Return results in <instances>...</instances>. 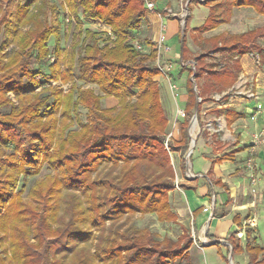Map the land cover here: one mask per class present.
<instances>
[{"label": "trees", "instance_id": "obj_1", "mask_svg": "<svg viewBox=\"0 0 264 264\" xmlns=\"http://www.w3.org/2000/svg\"><path fill=\"white\" fill-rule=\"evenodd\" d=\"M12 1L0 0V4ZM63 1L68 19L75 23L70 48L60 44L61 14L50 0H28L18 4L13 13L10 7L3 9L0 5V34L5 37L0 47V108L11 104V92L20 101L17 107L11 106L9 113L0 112V147L13 145L21 152L18 157L0 151V264H169L186 258L195 242L188 227L182 226L183 233L177 239L162 238L129 221L139 213L154 214L160 222H178L170 200L177 188L171 153L188 149L189 123L195 110L199 114L202 102L237 81L242 70L240 57L264 53V44L259 43L264 39V27L239 34L202 35L228 22L234 7L251 6L264 14V0H205L202 4L209 8V15L201 26L192 29L196 33L191 36L206 50L194 59L187 57L191 51L185 45L187 18L179 57L184 68L189 64L191 75L185 121L180 124L181 138L169 141L168 147L165 142L170 121L156 79L160 69L154 64L159 50L156 42L139 35L149 11L147 0ZM46 6L50 15L45 12ZM13 21L18 25L12 30ZM85 22L108 26V41L101 44L96 31L85 28ZM11 33L14 49L7 54L4 51L11 44ZM52 37L57 64L68 66L69 73L63 79H71L76 68L77 79L96 84L102 93L90 88L74 89L76 107H84L89 115L88 122L78 130L60 125L59 118L46 125L37 123L41 118L39 109L45 103L27 95L36 86L29 80L36 71L32 65H41L49 56ZM216 54L222 56L219 61ZM104 97L115 98L117 104L102 108ZM42 155L51 160L55 178L36 180L26 197L11 195L20 173L27 172V166H38ZM232 156L233 152L216 161ZM181 162L185 171L186 159ZM27 173L32 172L29 169ZM71 191L76 194L65 201V213L72 217L68 227L81 236L80 244L90 238L98 244L90 252L84 251L85 246L77 253L73 251L71 257L61 258L56 251L53 253V242L69 230L60 227V217L64 197ZM198 212L201 209L193 211V217ZM243 239L228 237L233 256L246 254L251 264H264L259 230L246 225Z\"/></svg>", "mask_w": 264, "mask_h": 264}, {"label": "crops", "instance_id": "obj_2", "mask_svg": "<svg viewBox=\"0 0 264 264\" xmlns=\"http://www.w3.org/2000/svg\"><path fill=\"white\" fill-rule=\"evenodd\" d=\"M155 3L156 9L148 11L145 24L147 29H151V40L157 42L161 34L164 35L167 23L172 28V32L168 37H173L172 33L175 34L178 31L180 27L179 20L168 18L169 13H166V9L172 10L174 4H180V1L157 0ZM201 7L205 8L206 6L202 4ZM207 10L209 15V8ZM254 10L251 6L234 7L228 22L206 33H210L208 36L222 33L239 34L264 27V19L260 17L264 14L260 15L255 10L257 14ZM252 17L255 18L254 21H251ZM258 21L262 23L260 26L250 28L253 26L252 24ZM165 45L167 44L165 43ZM174 50V52H171L162 49L159 63L167 65L179 59L180 50L177 48ZM240 62L242 70L234 85L222 93L214 94L210 100H207L216 104L208 107L206 111H203L202 104L204 102L201 104L197 118L200 123L199 118L203 119V114L206 115L207 133L209 132V138L212 141H208L207 144L205 135L202 134L199 137L196 131L195 138L191 135V140L195 139V143L197 142L196 159L200 160L202 164L199 172L195 173L192 169L194 164L191 161V170L195 173L193 182L199 177L201 179L207 178L211 183V187L200 184L201 180H199V185L182 183V188H177L181 192V194L176 195L179 198L172 201L181 226L189 228V222L192 220L198 231L203 228L202 235L207 231L209 245L205 246V243L199 237L202 243V246H200L196 238V242L190 249L191 255L195 253V257H199L200 253L205 254V249H215V261L210 262L205 258V261L199 264H225L221 251L222 247L227 248V250L229 247V261L232 263V258L235 256H233L228 237L237 235L244 241V227L246 225L257 228L259 237H262V232H264V139L259 142L253 140L254 133L264 130V104L261 100L264 98V75H259L257 72L252 73V60L248 53L240 57ZM185 99H187V95ZM259 104L262 105L261 109H258ZM189 127L192 129L190 124ZM215 136H217L216 141L214 140ZM228 147L229 149H227ZM231 152H233L231 159L216 161V159ZM209 171L210 174H208ZM177 177L179 179L178 175ZM217 181H220V183L217 184ZM210 190H213L212 196L206 197L205 195ZM257 192L261 196L258 195L257 199L259 201L256 202L253 193ZM202 203L206 205L205 207H211V210L205 212L203 210L205 207H203L202 212H198L196 217H193V211L200 209ZM215 243H221L223 246L218 247ZM242 255L244 254L236 255V257L239 258ZM204 256L206 257V255ZM237 261L234 264H241Z\"/></svg>", "mask_w": 264, "mask_h": 264}, {"label": "rangeland", "instance_id": "obj_3", "mask_svg": "<svg viewBox=\"0 0 264 264\" xmlns=\"http://www.w3.org/2000/svg\"><path fill=\"white\" fill-rule=\"evenodd\" d=\"M27 1L28 0H13L11 4L10 3L7 4L6 2H1L0 5L1 7L3 6V9H7V7H10L11 12L13 13L17 11L18 4H26ZM176 1H180V4L175 3L174 4L175 6H173L172 10L169 11L166 9V13H169L168 18H177L179 20L180 27L175 34L172 33L173 37H168V35L171 34L172 32V28L167 23V26L165 27V31H164V36L166 37L164 43L170 46V48L172 49L170 50L171 52H174L175 51L174 49L176 48L180 50L182 38L185 34V29H186V20L187 18L190 17V20L188 23V30L186 31V34H185L186 36L185 45L189 50H191V51H188L187 57L188 58L190 57V59H194L195 56L201 55V53H203V51H205L206 49H201V47L194 42L191 34L196 33V32H193L192 28L199 27L202 24L205 17L208 15L207 14L208 7H205V8L201 7L202 3L205 0H199V2H197V0H193V1L192 0L190 1L176 0ZM50 2H51V6L54 5L56 8H58L61 14L62 27H61V34H60L61 36L60 44L62 47L70 48L74 42L72 32H73L75 23L72 22V20L68 19V10L63 0H50ZM188 4L192 5L191 10L188 9ZM45 12L50 15V10L48 6L45 7ZM1 16L2 14L0 11V17ZM260 17L261 19H264V15H261ZM254 20L255 18L252 17L251 21H254ZM261 21H258L257 23L252 22V23H255L256 25L252 24L253 26H251L250 28H255V27L260 26V24H262ZM145 23L146 22H142V25L139 29V35L141 36L142 39H147L148 41H151V37H152L151 29H147L146 28L147 26ZM10 25H11L10 29L12 28L13 30V28L15 26L17 27L18 24L16 23V21H13ZM84 26L85 28H90L96 31V33L98 34L97 38L99 39L101 44L108 41L107 35L110 32V28L108 26L98 23V22H85ZM154 32L156 33L157 31H154ZM209 34L210 33L207 34L205 32L203 33L202 36L209 37L208 36ZM162 35L163 34H161V36ZM197 36L199 37V35ZM4 40H5L4 33H1L0 34V47L4 46L2 45ZM14 40H15L14 34L11 33L10 34L11 44L5 47V51H4L5 53L10 54L13 51L12 49H14L13 48ZM157 41H159V39ZM156 43H157L156 48L159 50V44L158 42ZM259 43L261 46H263L264 39H260ZM49 45H50L51 51H50L49 56L45 58L44 62L41 65H37V64L32 65L33 67L32 69L36 71L34 72V75L31 78H29V80L36 82V86L34 88V91L32 92L29 91L27 95L30 96V98L32 99L39 98L40 101H43V103H45L43 107L39 109L41 118L36 120L37 123L46 125L52 122L54 118L55 119L59 118L60 125L65 124L69 126V129L78 130L81 127V125L88 122L89 115H88L87 109H85L84 107L80 105L76 107L77 99L76 97L73 96L74 89L78 87H80L81 89L90 88V89H94L95 92L98 94H102V93L99 91L96 84H93V83L86 84L82 82L81 80L77 79V69L76 68L72 70L73 75L70 76L71 79L69 80L63 79V75L69 73L67 72L68 66L67 67L66 65L59 66V64H57L56 62L57 57L54 52V48H55V38L54 37L50 39ZM248 54L250 55V58L252 60V68H253L252 73L257 72V74L259 75H264V53L259 54L258 52H254V53H248ZM159 57H160V53H158V56L154 64L158 66L160 69ZM216 57H217V61H219L220 57L222 56H218L216 54ZM171 65H172V68L166 71L167 74H164L160 69V74L156 76V79L160 83V92H161V96L163 100V105H165L167 116L170 121L168 128H167V134H166L167 138L170 139L169 141L179 140L181 138L180 124L181 122L185 121V108H186V100H187L185 99V96L187 95V84L189 83L191 79V75L188 70L190 68L189 64L186 63L185 67L187 66V68H184V64H182L181 60L177 59L175 61H172ZM194 88H195V85H194ZM8 97L11 101V104L10 105L8 104L0 108L1 113H9L12 105H15L16 107L17 105H19V102H20L19 99L15 97V95L12 92L8 94ZM68 97H71V98L67 100ZM261 100L264 104V98ZM116 104H117V100L113 97H104L101 100V106L104 109L111 108L115 106ZM213 104H216V103H212L210 101L204 102L202 104V106L204 107L203 111H206V109L208 107H211ZM65 111L69 113V116L65 115L64 113ZM51 113H55V115L49 116ZM195 114L198 116L197 110L194 111V115ZM199 120H200V123L197 118L195 131L197 132V135L199 137L202 134L205 135V138L208 144V141L210 142L212 141V139L209 138V132L207 133L208 124H207L206 115L203 114V119L199 118ZM191 121L189 123L190 126L193 125V123L191 124ZM188 133L190 136V142L188 145V149L185 152H181V153L179 152L171 153L172 163L175 166L176 174L179 176V183L181 184L182 183L184 184L185 183H190V184L195 183L196 185H199V180H201L200 184H202L203 186L211 187V183L209 182L207 178L201 179L199 177L197 178L195 182H193V179L195 178V173L199 172V170L202 168L201 161L196 159L197 142L195 143L194 151L190 155L188 164L186 161L187 167L185 171L182 169L183 163L181 162V159L182 158L186 159L188 151L192 145L191 135H193V132H192L191 127H189L188 129ZM216 138L217 136L214 137L215 141H216ZM228 144H231V143H228ZM227 149H229V147ZM0 151L4 152L3 155H9L12 153L18 155V157H20L21 155V152L18 149H16L13 145L1 146ZM226 151H229V150H226ZM50 161L48 157L42 155L39 159L38 166H34L33 168L27 166L26 167L27 172H29V169H30L32 173H27L25 172V170L20 173L18 177L17 185L13 189L11 195H15V196L21 195L22 197H26L29 193L30 187L33 185V183L36 180H42V179L45 180L47 178L48 179L55 178V169L51 167L52 165ZM191 161L194 164L192 169L195 173L191 170ZM253 167L256 168L255 165H253ZM186 176H187L188 181L185 180L184 178ZM177 178L178 177L176 176V179ZM179 188L181 189L182 186L180 185ZM212 192L213 190L208 191V193L205 196L211 197ZM74 194H76L75 191H71L67 193L62 203L63 210H62L61 217H60V227L64 230L68 227L69 223L72 221L71 215L65 213L66 202H67V199L71 198V196ZM178 194H181V192L179 191V189L176 188L171 193L170 200L174 201L176 198H179L176 196ZM253 194L255 195V198H256L254 199V201L256 202L259 201L257 197L260 194L258 192L253 193ZM205 206L206 205L204 203L200 204L201 212H202L203 207ZM129 222H130L129 224H132V226L137 227V228H149L150 230L157 232L162 238L168 236L173 239H177L183 233L181 223L179 222H173V223L160 222L157 219L156 215L154 214L141 215L137 213L131 217ZM107 223H109V221ZM68 228L69 230L68 232H66L64 237H62L58 241L53 242V253L56 251L58 254V257H61V258L71 257V254L73 251L76 250V253H77V249H80V248L82 249V247H85V246L86 248L85 249L83 248V249L87 253L97 246L98 243H95L94 239L91 240V238L89 242H86L85 244H82V243L80 244L79 240L82 241L81 236H78L77 233L74 234L72 232L73 228L71 226H69ZM189 229L191 233H192V230L195 231V234L197 236V241L200 246H202V243L199 237H201L202 241L205 243L204 244L205 246L209 245L210 241L208 240L207 231L205 232L204 235H202L203 228H201V230L198 231L197 227L193 224L192 220L191 222H189ZM262 233H263L262 237H259L260 239L258 240V244L264 247V232ZM0 236H1V233H0ZM205 250L206 252L204 255H206V257L203 255V253L202 254L200 253L199 257H195V253H193L192 255L190 253V256L186 258L178 259L176 261H172L169 264H199L205 261V258L209 260L210 262L215 261L216 260L215 249H205ZM221 251L223 255L227 256V260H225V264H234L237 260H238L237 262L241 264H251L246 254L240 256L239 258L235 256L234 258H232L233 262L230 263L229 261L230 256L228 254L227 248L222 247Z\"/></svg>", "mask_w": 264, "mask_h": 264}, {"label": "built area", "instance_id": "obj_4", "mask_svg": "<svg viewBox=\"0 0 264 264\" xmlns=\"http://www.w3.org/2000/svg\"><path fill=\"white\" fill-rule=\"evenodd\" d=\"M146 6H147V8H148L149 10H151V11H154V10L156 9V3H155V1L147 0V1H146ZM164 41H165V36H164V35H162V36L159 38V41H157L158 44H159V53H160V51H162V49H164V50H166V51H170V50H171V48H170L168 45H165ZM136 46H137L139 49L142 48V46H141L140 44H138V43H136ZM163 46H164V47H163ZM170 68H172V65H171V64H167V65H161V64H160V69H161V71H162L164 74H167L166 71H168ZM173 87H174V85H173ZM261 108H262V105L259 104V105H258V109H261ZM262 139H264V130H262V131H260V132H257V133H254V134H253V140H254V141L259 142V141H261ZM169 140H170V139L167 138V139H166V142H165L167 147H168V144H169ZM178 181H179V179L177 178V188H179ZM203 210H204L205 212H208V211L211 210V207H205ZM192 235H193L194 241L196 242V238H197V236H196L194 230H192Z\"/></svg>", "mask_w": 264, "mask_h": 264}, {"label": "water", "instance_id": "obj_5", "mask_svg": "<svg viewBox=\"0 0 264 264\" xmlns=\"http://www.w3.org/2000/svg\"><path fill=\"white\" fill-rule=\"evenodd\" d=\"M192 78H193V77H192ZM195 89H196V85H195ZM198 102H200V98H199V97H198ZM196 121H197V115L195 114V115H193V117H192L191 124L194 123V122H196ZM193 142H195V139H192V140H191V143H193ZM192 152H193V150H192V145H191V147H190V149H189V151H188L187 157H186L187 164H188V161H189V158H190V155H191Z\"/></svg>", "mask_w": 264, "mask_h": 264}, {"label": "bare ground", "instance_id": "obj_6", "mask_svg": "<svg viewBox=\"0 0 264 264\" xmlns=\"http://www.w3.org/2000/svg\"><path fill=\"white\" fill-rule=\"evenodd\" d=\"M195 129H196V122H194L193 125H192V132H193V137L194 138L196 136V133L194 132ZM194 146H195V142L192 143V149L194 148Z\"/></svg>", "mask_w": 264, "mask_h": 264}]
</instances>
